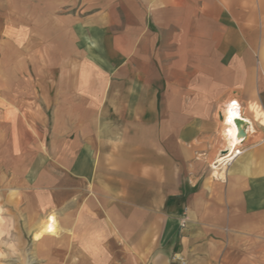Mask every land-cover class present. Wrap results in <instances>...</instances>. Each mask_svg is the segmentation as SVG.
Listing matches in <instances>:
<instances>
[{
  "label": "crops",
  "instance_id": "crops-1",
  "mask_svg": "<svg viewBox=\"0 0 264 264\" xmlns=\"http://www.w3.org/2000/svg\"><path fill=\"white\" fill-rule=\"evenodd\" d=\"M30 2L4 17L0 193L39 257L264 264V0Z\"/></svg>",
  "mask_w": 264,
  "mask_h": 264
},
{
  "label": "rangeland",
  "instance_id": "rangeland-1",
  "mask_svg": "<svg viewBox=\"0 0 264 264\" xmlns=\"http://www.w3.org/2000/svg\"><path fill=\"white\" fill-rule=\"evenodd\" d=\"M20 4L21 0H0V45L5 40L3 36L4 17L10 15L12 19H17L13 22V25L18 26ZM28 4H33V2L29 0ZM256 23L254 27L257 28L258 44L254 55L260 68V61L264 58V14L258 15ZM12 38H15L14 35H12ZM16 40L19 42V37L14 39V41ZM0 52H2L1 49ZM15 52L19 53V50ZM5 198L0 193V264H49L37 253L36 240L34 239L35 232L27 229L25 225L18 224L19 220L16 216L19 215H16L17 213L9 204V200ZM79 260L82 262L83 258L75 259L77 263ZM67 262L69 260L65 259V263L62 264H67ZM124 264H133L132 259H125Z\"/></svg>",
  "mask_w": 264,
  "mask_h": 264
},
{
  "label": "bare ground",
  "instance_id": "bare-ground-1",
  "mask_svg": "<svg viewBox=\"0 0 264 264\" xmlns=\"http://www.w3.org/2000/svg\"><path fill=\"white\" fill-rule=\"evenodd\" d=\"M252 131L253 128L250 126L249 121L238 112L230 111L226 114L224 118L223 139L226 147L229 149L233 150L242 144L246 137H248L247 133ZM235 155H240V152L235 153ZM48 222L47 227L50 228L53 224V217L49 218Z\"/></svg>",
  "mask_w": 264,
  "mask_h": 264
},
{
  "label": "built area",
  "instance_id": "built-area-1",
  "mask_svg": "<svg viewBox=\"0 0 264 264\" xmlns=\"http://www.w3.org/2000/svg\"><path fill=\"white\" fill-rule=\"evenodd\" d=\"M237 153H239L237 151ZM235 154L234 155H228V156H224L221 160H222V164H224L225 166H231L233 161H234V158H235Z\"/></svg>",
  "mask_w": 264,
  "mask_h": 264
}]
</instances>
